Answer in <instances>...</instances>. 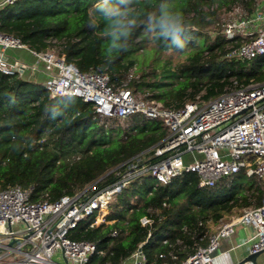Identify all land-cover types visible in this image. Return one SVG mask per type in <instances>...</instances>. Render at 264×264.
Wrapping results in <instances>:
<instances>
[{
  "label": "trees",
  "instance_id": "obj_1",
  "mask_svg": "<svg viewBox=\"0 0 264 264\" xmlns=\"http://www.w3.org/2000/svg\"><path fill=\"white\" fill-rule=\"evenodd\" d=\"M263 1L171 0L189 27L184 51H169L140 26L126 49L112 54L111 63L103 25L94 14L98 0H17L0 8V31L37 53L59 43L65 61L81 72L105 73L114 88L128 83L144 100L181 109L188 102L206 103L264 83V57L242 61L229 56L244 41L227 40L218 24L221 9L239 8L243 16H251ZM137 2L141 11H152L159 0ZM162 54L176 56L175 66L172 58L160 62ZM142 56L154 57L155 67L142 68ZM27 77L0 72V190L31 188L33 202L49 203L104 191L117 180V167L149 151L168 133L161 121L141 115L101 117L94 104L51 97L39 79ZM263 197L262 179L244 172L214 187H199L193 173L167 184L139 177L107 207L104 223L83 221L69 237L98 247L100 254L87 264H123L139 247L147 264H181L208 245L212 224L235 210L260 207ZM143 218L150 223L143 225Z\"/></svg>",
  "mask_w": 264,
  "mask_h": 264
},
{
  "label": "built area",
  "instance_id": "obj_2",
  "mask_svg": "<svg viewBox=\"0 0 264 264\" xmlns=\"http://www.w3.org/2000/svg\"><path fill=\"white\" fill-rule=\"evenodd\" d=\"M16 1L3 0L0 8ZM263 23L264 10L228 24L225 38L240 37L244 41L229 56L242 61L264 57ZM10 49L26 50L37 64H45L48 78L43 86L51 97L92 103L101 117L124 120L141 115L147 120H159L168 133L149 151L117 167V180L104 191H84L49 203L33 202L31 188L0 190V264H87L91 257L100 254L98 247L72 240L70 234L83 221L93 219L92 225L104 223L107 207L139 177L167 184L182 174L193 173L199 178V187H214L244 172L247 177L262 179L264 188V83L226 92L206 103L188 102L176 109L136 96L128 83L114 88L107 74L81 72L63 56L50 50L34 52L19 39L0 31V72L4 74L27 69L24 64L7 61L5 52ZM133 76L131 71L129 81ZM155 158L158 160L152 162ZM149 223L147 218L142 219L143 225ZM239 225L251 229L247 238L250 254L264 251V197L260 207L245 208L221 220L208 245L198 247L181 264H216L212 254ZM129 260L130 264H147L141 247Z\"/></svg>",
  "mask_w": 264,
  "mask_h": 264
},
{
  "label": "clouds",
  "instance_id": "obj_3",
  "mask_svg": "<svg viewBox=\"0 0 264 264\" xmlns=\"http://www.w3.org/2000/svg\"><path fill=\"white\" fill-rule=\"evenodd\" d=\"M94 14L103 25L109 63L113 53L126 49L133 32L140 26L150 39L169 51L183 52L186 48L189 27L183 12L174 8L171 0H159L152 11H141L137 0H98Z\"/></svg>",
  "mask_w": 264,
  "mask_h": 264
},
{
  "label": "crops",
  "instance_id": "obj_4",
  "mask_svg": "<svg viewBox=\"0 0 264 264\" xmlns=\"http://www.w3.org/2000/svg\"><path fill=\"white\" fill-rule=\"evenodd\" d=\"M3 0H0V3ZM264 10V1L259 5L256 11ZM255 15V13L253 14ZM260 26V25H259ZM264 26V23L261 24ZM28 51L26 50H18V49H10L5 52V57L9 63L19 62L21 64L26 65L27 69L20 74H28V79L40 80L41 83L44 82L48 78V74L46 72L45 64L40 63L37 64V61L34 56H27ZM30 53V52H29ZM34 67H37V70H33ZM245 208L235 210L232 214H237L241 210ZM231 216V215H229ZM228 217V216H227ZM226 218V217H225ZM220 222L211 228V233L215 232L218 228ZM251 233V229L246 226L239 225L236 227L235 233L229 238L223 239L220 242L218 249L212 254L213 258L216 261V264H238L242 262L249 252V246L247 244V238ZM123 264H130V260L128 259ZM251 264V263H245ZM257 264H264V253L261 254L257 259Z\"/></svg>",
  "mask_w": 264,
  "mask_h": 264
},
{
  "label": "rangeland",
  "instance_id": "obj_5",
  "mask_svg": "<svg viewBox=\"0 0 264 264\" xmlns=\"http://www.w3.org/2000/svg\"><path fill=\"white\" fill-rule=\"evenodd\" d=\"M220 10V9H219ZM243 12L239 9V8H235L232 12H228L226 9H221L219 14H218V21H219V25H222V28L225 29V27L228 24H231L232 22L238 20L239 18L243 17L244 14H242ZM223 35H224V30H223ZM61 50H62V45H60L59 43L53 42V46L50 50V52L55 53L57 56L62 57L61 55ZM29 57H31V53H27ZM169 58H172V66H175V64L177 63V59L176 56L170 57L169 54H162L161 56H159V59H161L160 62L165 63ZM141 61L143 63H145L144 66H142V68H145V70H150L152 67H155V58L152 56H142L141 57ZM145 93H149L148 91H145ZM140 95H138L139 97ZM140 97H143V95H141ZM190 156V155H188ZM198 158H202V155H197ZM247 182H250V180H248ZM246 182V183H247ZM146 188V187H145ZM144 188V189H145ZM106 217L107 215V209L106 211L103 213ZM211 228H213V224L211 225Z\"/></svg>",
  "mask_w": 264,
  "mask_h": 264
},
{
  "label": "water",
  "instance_id": "obj_6",
  "mask_svg": "<svg viewBox=\"0 0 264 264\" xmlns=\"http://www.w3.org/2000/svg\"><path fill=\"white\" fill-rule=\"evenodd\" d=\"M19 73H23L22 70H19ZM264 251L259 252V253H254V254H248L247 257L240 263L238 264H245V263H251V264H257V259L258 257L263 254Z\"/></svg>",
  "mask_w": 264,
  "mask_h": 264
}]
</instances>
